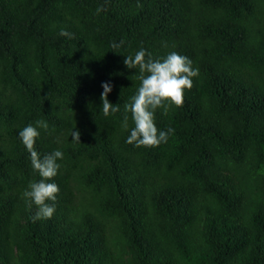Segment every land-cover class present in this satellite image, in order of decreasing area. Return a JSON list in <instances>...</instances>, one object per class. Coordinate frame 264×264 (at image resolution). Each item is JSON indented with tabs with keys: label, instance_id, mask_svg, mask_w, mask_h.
I'll use <instances>...</instances> for the list:
<instances>
[{
	"label": "trees",
	"instance_id": "16d2710c",
	"mask_svg": "<svg viewBox=\"0 0 264 264\" xmlns=\"http://www.w3.org/2000/svg\"><path fill=\"white\" fill-rule=\"evenodd\" d=\"M140 48L199 70L156 110L174 129L157 147L126 143L130 113L122 127ZM38 120L35 149L63 159L34 222L18 132ZM0 264H264V0H0Z\"/></svg>",
	"mask_w": 264,
	"mask_h": 264
},
{
	"label": "clouds",
	"instance_id": "9594fccd",
	"mask_svg": "<svg viewBox=\"0 0 264 264\" xmlns=\"http://www.w3.org/2000/svg\"><path fill=\"white\" fill-rule=\"evenodd\" d=\"M102 7L96 9L97 14ZM60 36L71 37L72 34L61 29ZM124 44L112 43V49H118ZM123 64L128 69H136L139 72L137 79L140 81L136 93L130 97V102L124 105V118L122 127L128 129V115L134 127L130 130V135L126 143L133 144L135 147H157L161 143H166L169 134L174 129L168 128L166 131L158 129L155 124V112L162 109L163 114L167 115L170 107H181L184 102L185 90L193 87V77L199 75V70L192 67V61L184 55L172 51L163 58H153L152 53L144 48H140L134 55H127ZM103 91L100 94L102 111L105 116L110 113L118 112L119 105H114L108 100V94L112 91L110 82H103ZM47 129L45 121L38 120L36 125L29 124L18 132V136L30 154L32 168L38 173L40 179L29 183L28 188L23 192V197L28 206H36L33 221L40 219H50L55 212L56 196L59 187L51 181L58 172L60 164L58 159H63L60 150H54L49 154L40 156L35 149L36 138L40 135L38 128ZM75 127V126H74ZM73 127V128H74ZM72 128V129H73ZM70 130L71 141L80 143L79 130ZM52 203H49V202Z\"/></svg>",
	"mask_w": 264,
	"mask_h": 264
}]
</instances>
